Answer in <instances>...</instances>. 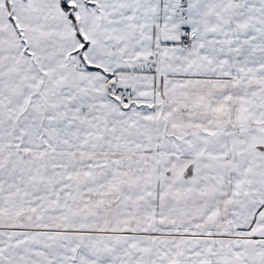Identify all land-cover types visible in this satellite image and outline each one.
<instances>
[{
    "label": "snow or ice",
    "instance_id": "1",
    "mask_svg": "<svg viewBox=\"0 0 264 264\" xmlns=\"http://www.w3.org/2000/svg\"><path fill=\"white\" fill-rule=\"evenodd\" d=\"M0 264H264V0H0Z\"/></svg>",
    "mask_w": 264,
    "mask_h": 264
}]
</instances>
